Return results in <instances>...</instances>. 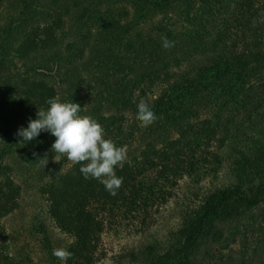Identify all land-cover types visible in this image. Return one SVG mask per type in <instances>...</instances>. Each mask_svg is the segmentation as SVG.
Listing matches in <instances>:
<instances>
[{
    "label": "rangeland",
    "instance_id": "1",
    "mask_svg": "<svg viewBox=\"0 0 264 264\" xmlns=\"http://www.w3.org/2000/svg\"><path fill=\"white\" fill-rule=\"evenodd\" d=\"M99 1L93 7V21L87 28L79 30L71 27V23L66 26L67 35H73L69 41L76 42L72 53L65 52L60 46L58 50L30 57L18 53L17 47L38 19L33 21L29 16L27 20H31L27 25L8 27L10 19L17 16L19 0H3L0 5V162L21 188L18 207L4 217L2 227L8 254L19 264H66L53 253L66 250L73 241L48 215V203L42 188L55 174L67 171L75 163L67 159L66 154L52 151L55 137L47 132H42L28 143L21 142L16 136L17 129L27 127L28 121L36 119L38 110H42L34 109L27 102L23 86L25 81L43 80L53 85L62 101L73 100L81 105L82 115L98 116L94 114L95 103L101 102L102 106L97 105L101 114L114 118L124 115L123 124L126 127L132 123V116L108 105L104 99L127 93L132 84L155 65H151L154 59L143 45L137 47L138 51L131 52L126 50L125 43L132 34L140 45L141 41L149 38V34L154 33V24L161 16L158 13H138L139 6L129 0ZM215 1L181 2L175 10L176 17L169 21L176 26L174 35L176 32L185 33L188 27L194 36L207 31L212 39L222 24L221 20L226 17L224 12L227 10L229 14L234 5V0H224L219 6H215ZM224 3L220 13L216 12ZM259 3L264 10V0H259ZM68 4L34 0L30 8L32 12L39 13V17L43 15L53 20L65 12ZM185 13L190 16V26L180 23L179 19ZM207 15L210 17L208 20ZM12 28L18 29L7 33ZM120 44L125 50L122 54H118ZM211 44L209 52L208 46L196 51L194 56L197 59L193 61L186 55L178 57L184 64L186 61L195 64L200 61L202 52L207 56L211 54ZM181 67H184L183 63ZM232 80L231 85L215 93V108L200 113V116L213 122L219 119L222 137L234 143V147L222 149L223 165L217 172H210L200 180L184 178L172 189V197L165 203L154 205L146 216L141 213L107 218L96 264H139L144 256H139L140 253L164 252L173 242L182 214L198 205L202 195L211 191L242 183L248 195L254 194L260 179L247 177L242 180V175L234 168V159L239 152H251L264 146V73L235 72ZM21 100L24 103H20ZM157 128V124L145 128L135 125L129 130L127 127L119 141L125 145L136 140L141 146L146 145L156 140L153 133ZM126 148L133 154L136 149L135 145ZM216 149L217 144L209 147L214 152ZM131 156L126 153L123 163L128 162ZM214 231V236L210 234L200 240L194 264H264V216L259 209L245 213L240 219L217 224Z\"/></svg>",
    "mask_w": 264,
    "mask_h": 264
},
{
    "label": "trees",
    "instance_id": "2",
    "mask_svg": "<svg viewBox=\"0 0 264 264\" xmlns=\"http://www.w3.org/2000/svg\"><path fill=\"white\" fill-rule=\"evenodd\" d=\"M32 1L19 0L17 16L7 24L8 27L18 24L20 28L32 18L33 21L38 19L17 47L18 53L24 57L45 54L58 50L60 46L64 47L65 52L72 53L76 42L69 41L73 35H67L66 26L71 23V27L84 30L93 21V7L98 5V0H69V4L68 0H51L68 4L65 12L52 20L32 12ZM129 1L139 6L138 13H158L161 16L154 24V33L149 34V38L141 41L140 45H137L138 41L132 34L125 43L126 50L131 52L138 51L137 47L143 45L147 54L154 59L151 65H155L143 73L127 93L104 99L123 114L131 115L133 121L130 125L124 126V115L114 118L101 114L97 107L102 106L101 102L95 103L94 114L98 116L93 117L102 125L106 139H111L117 146L135 145L136 149L133 154L127 148V153L132 154L130 160L116 169V175L123 178V183L115 196L100 181L85 179L79 171L81 164L77 163L65 172H58L44 184L42 193L48 203V215L73 240L65 250L71 254L65 260L66 264H96L107 218L116 215L137 216L141 213L146 216L154 205L170 199L172 189L184 178L200 180L210 172H217L225 162L222 149L234 147V143L222 137L219 119L213 122L200 116V113L215 108V93L233 83L235 72L264 73V10L259 6V0H234L233 11L229 14L227 10L224 12L226 17L221 20L222 24L212 39L207 31L194 36L188 27L185 33L176 32L174 35L176 26L169 21L176 17L175 10L184 0ZM223 1H215V6ZM224 6L225 3L216 12L220 13ZM29 16L31 19L27 20ZM189 17L185 13L180 17V23L188 26ZM208 19L210 17L207 15ZM134 22L138 23L137 20ZM17 29H9L7 33ZM164 37L174 41V46L165 49L162 46ZM209 43H212L211 54L207 56L202 52L200 61L195 64L189 61L184 64L178 57L186 55L193 61L197 59L194 56L196 51L208 46L209 52ZM122 47L120 44L118 54L125 51ZM168 53L172 54L168 57ZM182 63L184 67H181ZM23 86L26 100L34 109H46V101L57 97L56 88L43 80H26ZM141 101L147 103L157 116L150 124H157V131L153 133L156 140L143 146L136 140L124 145L119 140L127 127L128 130L135 125L147 127L136 120L137 104ZM20 103H24V100ZM214 144H217L215 152L209 150ZM234 168L244 181L247 177L260 179L261 183L254 194L248 195L240 183L202 195L198 205L182 214L172 244L159 254L140 253L139 256H144L139 264H194L200 240L210 234L214 236L217 224L240 219L245 213L256 209L264 216V146L251 152H239L234 159ZM20 195L21 188L0 162V264H19L8 254L2 220L18 207Z\"/></svg>",
    "mask_w": 264,
    "mask_h": 264
},
{
    "label": "clouds",
    "instance_id": "3",
    "mask_svg": "<svg viewBox=\"0 0 264 264\" xmlns=\"http://www.w3.org/2000/svg\"><path fill=\"white\" fill-rule=\"evenodd\" d=\"M165 49L174 46V41L163 38ZM48 107L38 110L37 118L30 119L27 127L17 129L23 143H28L47 132L55 137L52 151L66 154L67 159L81 164L79 171L85 179L100 181L105 189L115 196L123 178L116 175V169L126 160L127 148L117 146L111 139H106L104 129L96 118L81 114V105L71 101H62L58 97L46 101ZM157 119L153 109L145 102L137 104L136 120L148 126ZM83 162V163H82ZM61 260H67L70 253L57 250L53 253Z\"/></svg>",
    "mask_w": 264,
    "mask_h": 264
}]
</instances>
